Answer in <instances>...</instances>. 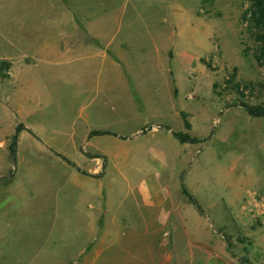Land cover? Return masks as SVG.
<instances>
[{
    "label": "rangeland",
    "instance_id": "374dc122",
    "mask_svg": "<svg viewBox=\"0 0 264 264\" xmlns=\"http://www.w3.org/2000/svg\"><path fill=\"white\" fill-rule=\"evenodd\" d=\"M13 1L0 0V264H190L198 248L231 264L218 238L264 264V118L246 110L264 108V65L244 0H85L107 56L15 67ZM98 129L123 137L83 141ZM99 223L96 241L113 239L97 252Z\"/></svg>",
    "mask_w": 264,
    "mask_h": 264
},
{
    "label": "crops",
    "instance_id": "0c3cea01",
    "mask_svg": "<svg viewBox=\"0 0 264 264\" xmlns=\"http://www.w3.org/2000/svg\"><path fill=\"white\" fill-rule=\"evenodd\" d=\"M44 9L40 10L42 6L40 5V0H14V6L13 8L17 11L19 9V12H15L14 16L11 17L13 19L12 25L13 28L11 31L7 29L8 22H5L3 27V31L5 36L8 37L9 45L12 46L14 49L17 50L13 54L12 58V66H25V64H33L37 61L39 57H51L54 56L55 53L60 52V55H66L68 56L71 52L75 50H82L86 48V46L92 47V50H98L99 48H102L104 52H102L103 56H107V44L104 43V38L101 35H97L92 28V22L93 18L95 16L94 13H92L91 18H82L85 16V13L83 11L84 9V3L85 0H41ZM96 2L93 0V3ZM18 4V5H16ZM48 6H51L50 10L48 9ZM34 9V11H32ZM80 9V12L78 11ZM41 13V14H40ZM3 16V17H2ZM48 16V18L52 16H57L56 19L52 18L53 20L50 21L47 24H39L38 20L40 17L43 18ZM9 19V14H0V19ZM82 18V19H81ZM1 22V21H0ZM64 24L65 27L60 26ZM69 26V27H68ZM1 27V24H0ZM14 77H17L19 81L18 74L15 73ZM178 87V86H177ZM190 115V114H189ZM26 128V127H25ZM29 130V129H28ZM139 129L136 131L138 132ZM96 132H103L100 134H96ZM106 132V133H105ZM159 132V131H157ZM154 132V133H157ZM95 133V134H94ZM93 135L102 136V135H112L115 138L116 137H123L122 135H118L112 132H108L107 129H98L91 131L89 134H86V138L83 139V141H89L90 137ZM36 137L37 134H36ZM129 136L126 135L124 138H128ZM39 138V137H38ZM77 143L75 146H86V143ZM151 204V202H148ZM162 206V204H160ZM185 206L181 205L179 206V210H185ZM196 210V209H195ZM197 211V210H196ZM198 212V211H197ZM116 216H113L110 220L113 221L108 224L110 228H113L116 226L114 220ZM122 217V216H121ZM122 220V219H121ZM169 221L173 220V215H170ZM165 220L164 221H168ZM163 221V223H164ZM180 221V220H179ZM182 222V221H180ZM91 225V224H90ZM176 226H182L183 231L184 224L180 223V225L175 224ZM102 225L99 223L97 224V230H95V237H93L94 241H96V236L98 234V231H100L98 228ZM253 233V231H251ZM107 235H111L110 232L107 233ZM106 235V236H107ZM217 235V234H216ZM252 237L255 239L256 236L252 235ZM107 240L102 239L100 237V243H105L107 241H112V236L109 238L106 237ZM218 238V236H217ZM102 239V240H101ZM219 242L223 245L224 250L226 252V257L229 258V261L231 264H242L241 259L237 261L233 255H230V250L228 249L226 242L224 243L220 238H218ZM96 241V244H98L97 252L99 251V245ZM192 248V247H191ZM86 250V249H85ZM201 248L196 249L195 251H189L188 253L191 254L190 257H187L190 261V264H192V260L196 257L202 258V261L200 264H203V254L200 253ZM96 256L98 254L96 253ZM167 257V256H165ZM247 259L246 257H243Z\"/></svg>",
    "mask_w": 264,
    "mask_h": 264
},
{
    "label": "trees",
    "instance_id": "16d2710c",
    "mask_svg": "<svg viewBox=\"0 0 264 264\" xmlns=\"http://www.w3.org/2000/svg\"><path fill=\"white\" fill-rule=\"evenodd\" d=\"M213 1L214 0H208L209 3ZM244 3L247 5V8L241 15V21L243 26L246 28L247 33L252 38V51L256 62L259 65H264V0H244ZM246 110L251 117L264 118V108L247 107ZM20 130L21 127H18L16 129V133L11 137L9 150L12 158L15 157V147L17 144L18 132ZM172 135L181 142L189 140L185 135L180 133H173ZM181 191L186 196L188 202L198 211V213H201L202 211L196 200L183 186V184L181 186ZM226 244L228 249H230L228 240H226ZM241 263L252 264L245 258L241 259Z\"/></svg>",
    "mask_w": 264,
    "mask_h": 264
}]
</instances>
